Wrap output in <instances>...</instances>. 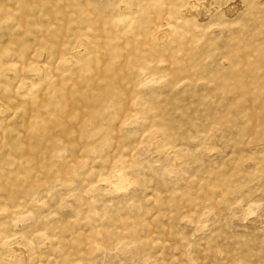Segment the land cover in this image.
<instances>
[{"label":"rangeland","instance_id":"374dc122","mask_svg":"<svg viewBox=\"0 0 264 264\" xmlns=\"http://www.w3.org/2000/svg\"><path fill=\"white\" fill-rule=\"evenodd\" d=\"M179 4L0 0V264H264V0Z\"/></svg>","mask_w":264,"mask_h":264},{"label":"bare ground","instance_id":"6f19581e","mask_svg":"<svg viewBox=\"0 0 264 264\" xmlns=\"http://www.w3.org/2000/svg\"><path fill=\"white\" fill-rule=\"evenodd\" d=\"M180 0H107V3L111 6L112 14L115 16L117 21L120 22L122 27H132L134 25H146L150 24L155 20H167L173 19L177 16H189L193 14V5H190L187 10H182L181 5L179 4ZM153 4L157 7H160L164 10L160 11V14L153 15L147 12V5ZM203 12L206 13L209 10L208 5L202 6ZM192 10V11H191ZM223 9V11H226ZM125 18H128L125 20ZM169 30L160 31L157 35L158 40H162L167 36ZM73 36L69 39L67 38L64 41H59L55 47V53L58 55L57 65L62 66L67 62L66 57L73 54H79L81 51H84L86 46L85 38L79 33H73ZM41 57V56H39ZM32 70L34 66L30 67ZM11 73V71H9ZM160 132L156 131L152 133V137H159ZM154 140V139H153ZM104 182L110 186L112 182H109L107 179ZM13 245V244H12ZM11 245V249L12 246ZM0 246L2 244L0 243ZM16 246V245H15ZM10 247V246H9ZM15 249V248H14ZM16 250V249H15ZM15 252V251H14ZM17 254L20 257H23L22 250L17 249Z\"/></svg>","mask_w":264,"mask_h":264}]
</instances>
